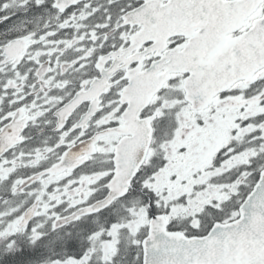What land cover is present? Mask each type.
<instances>
[{"label":"snow or ice","instance_id":"obj_1","mask_svg":"<svg viewBox=\"0 0 264 264\" xmlns=\"http://www.w3.org/2000/svg\"><path fill=\"white\" fill-rule=\"evenodd\" d=\"M0 264H264V0H0Z\"/></svg>","mask_w":264,"mask_h":264}]
</instances>
